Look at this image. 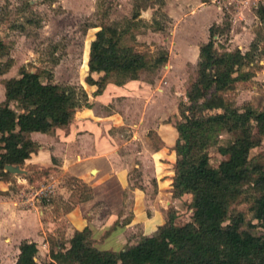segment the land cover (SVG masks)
<instances>
[{"label": "trees", "instance_id": "1", "mask_svg": "<svg viewBox=\"0 0 264 264\" xmlns=\"http://www.w3.org/2000/svg\"><path fill=\"white\" fill-rule=\"evenodd\" d=\"M256 13L264 19V4ZM216 27L215 23L208 26V38L198 47L197 77L186 89L187 102L178 103L180 120L173 125L177 133L172 146L174 195L190 193L189 219L176 223V208L170 206L167 219L153 233L119 250L92 247L89 229L83 227L73 232L66 248L50 251L49 259L43 261L34 258L33 242L22 239L12 264H264V167L248 156L264 135V110L212 98L247 76L235 74L247 53L214 48ZM5 48L0 37V73L8 64L1 60ZM145 65L142 52L122 43L114 29L99 27L90 40L84 81L98 92L111 75L135 78ZM91 72L101 74L93 78ZM3 88L0 178L7 179L10 174L3 165H21L38 147L28 133L66 126L75 109L86 104L87 96L83 88L80 99L71 87L42 82L38 72L24 68L18 76L6 78ZM220 130L234 134L225 145L218 141ZM210 145H217L225 156L216 165L208 161ZM240 195L248 201L247 218L242 210L231 207Z\"/></svg>", "mask_w": 264, "mask_h": 264}, {"label": "rangeland", "instance_id": "2", "mask_svg": "<svg viewBox=\"0 0 264 264\" xmlns=\"http://www.w3.org/2000/svg\"><path fill=\"white\" fill-rule=\"evenodd\" d=\"M262 4L264 0H0V37L6 44L1 60H8L0 73V103L4 100V80L18 76L21 68L38 72L42 82L71 87L80 98V90L85 86L90 40L96 29L107 26L115 30L122 43L142 52L146 60L145 67L138 70L135 78L113 74L107 81L129 90L119 87L120 93L138 96L135 93L140 92L158 97L154 110H162V113H154L152 123L165 120L174 125L180 120L177 105L187 102L186 89L197 77L198 47L208 38V26L215 23L218 27L212 37L214 48L218 52L239 49L247 53L244 64L235 72L247 76L218 90L212 98L215 101L221 98L237 107L249 104L255 110H264V19L256 13ZM92 76L99 75L93 72ZM130 79H136L138 84L128 87L124 83ZM140 87L143 88L139 90ZM131 96L118 97L114 108L129 119L131 107L138 104V122L140 101ZM135 119L127 122L133 123ZM125 134L132 135L131 131ZM233 137V133L220 130L218 141L225 145ZM150 138L143 144L156 145L154 136ZM132 142L137 143L135 149L140 142L142 144V138L136 136ZM216 146L210 145L206 150L211 165L225 157ZM262 146L264 135L260 136L259 145L249 149L248 156L256 157L264 167ZM135 156L132 158L138 162ZM129 173L130 178H134L140 171L130 167ZM49 174L44 167L29 168V183L23 179L17 180L16 185L11 182L13 197L23 206L30 204L34 197H38V203L50 199L52 191L42 186ZM35 175L39 178L34 183L31 176ZM61 181L75 193L84 192V185L77 178ZM36 187L41 188L39 193L33 191ZM187 198L175 209L176 223L189 219L190 199ZM231 207L242 210L246 218L250 216L248 201L242 195Z\"/></svg>", "mask_w": 264, "mask_h": 264}, {"label": "crops", "instance_id": "3", "mask_svg": "<svg viewBox=\"0 0 264 264\" xmlns=\"http://www.w3.org/2000/svg\"><path fill=\"white\" fill-rule=\"evenodd\" d=\"M125 82L128 87L138 84L136 79ZM84 84L86 104L75 109L66 126L30 131L28 137L38 147L18 164L23 171L8 172L9 178H0V264L13 263L22 239L33 242L37 261L48 260L50 251L66 248L73 232L83 227L89 229L92 247L119 250L153 233L167 219L170 206L177 208L186 197L191 201L190 193L174 195L172 145L176 130L165 120L152 123L154 113H162L154 110L159 98L140 92L135 93L138 96L120 93L126 88L110 81L98 92H93L94 85ZM128 96L139 98L138 122V104L129 111V119L136 118L133 123L114 108L118 97ZM130 131L132 135L125 134ZM149 134L156 145L143 144L150 141ZM135 135L142 138V144L133 149L137 144L132 142ZM134 155L138 162L133 160ZM42 167L50 171L42 185L52 191L50 199L38 203V197H31L30 204L20 205L13 197L11 182L16 185L23 179L29 183V168ZM130 167H137L139 176L130 178ZM36 178L39 176H31L33 182ZM63 178H77L84 192L75 193L62 184ZM40 190L33 189L35 193Z\"/></svg>", "mask_w": 264, "mask_h": 264}, {"label": "water", "instance_id": "4", "mask_svg": "<svg viewBox=\"0 0 264 264\" xmlns=\"http://www.w3.org/2000/svg\"><path fill=\"white\" fill-rule=\"evenodd\" d=\"M3 168L4 170L12 173H19L23 171L21 168H19L18 164L5 163Z\"/></svg>", "mask_w": 264, "mask_h": 264}]
</instances>
